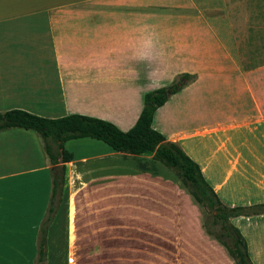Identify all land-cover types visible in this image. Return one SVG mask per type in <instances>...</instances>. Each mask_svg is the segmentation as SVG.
I'll list each match as a JSON object with an SVG mask.
<instances>
[{"label":"crops","instance_id":"obj_1","mask_svg":"<svg viewBox=\"0 0 264 264\" xmlns=\"http://www.w3.org/2000/svg\"><path fill=\"white\" fill-rule=\"evenodd\" d=\"M54 2L59 6L53 7V0H0V113L21 109L47 118L81 114L128 131L143 109L132 108L133 94L145 84L144 65L133 56L154 40L165 53L166 86L184 74L194 78L157 110L153 127L200 165L216 193L223 187L222 177L236 172V186L247 181L244 187L254 186L264 195V63L244 57V36L229 13L213 19L211 11L197 13L194 0ZM155 3L169 8L149 12V4ZM152 90L145 88V93ZM207 99L221 104L211 107L204 104ZM28 132L0 131V253L14 250L35 264L56 166L43 140L37 162L34 147L20 140L32 138ZM102 149L75 156L68 167L84 168L90 162L94 187L114 190L115 158L134 155ZM139 158L145 162H139L142 169L158 162L152 156ZM148 172L145 180L151 179L168 197L165 202L188 221L186 200L196 208L191 196L175 187L169 172L163 178ZM69 173L77 196L86 185V172L69 168ZM60 210L62 206L53 222ZM4 228L17 236V243L30 236L22 229L31 228V237L22 247H5Z\"/></svg>","mask_w":264,"mask_h":264},{"label":"rangeland","instance_id":"obj_2","mask_svg":"<svg viewBox=\"0 0 264 264\" xmlns=\"http://www.w3.org/2000/svg\"><path fill=\"white\" fill-rule=\"evenodd\" d=\"M194 2L197 13L211 11L215 13L213 19L221 17L220 14L229 13L238 25L239 31H236L244 36V57L253 64L264 63V0ZM57 6L59 4H55L53 0V7ZM168 8L167 4L159 7V3H155L149 4L148 11L159 12ZM193 78L187 80L179 76L174 82L185 85ZM144 94L145 88L140 93L133 94L132 108L142 109ZM207 103L211 107L221 104L219 99H207L204 104ZM27 131H30L28 133L32 138L20 140L30 142L36 152L37 162L40 163L41 148L38 143L44 139L36 131ZM52 145L55 152H58L56 143L52 141ZM102 147L109 149L107 144L90 138L66 143V148L76 157L91 156L102 151ZM4 149V152L8 151L7 147ZM118 158L114 161V190H97L94 187L91 182L90 162L84 164V168L69 164L70 169L86 172L83 176L86 185L76 196V193H72L75 180H71L70 173L68 174L67 191L62 199L61 195L55 198L53 207L56 212L49 214L50 218H54L62 206L59 211L61 213L56 216L55 223L53 222L54 226L50 225L45 257L42 261L36 259L35 264H235L226 248L205 232L203 224L209 222L212 213L203 211L197 205L194 208L186 200L185 214L190 215V219L185 221L181 214L165 202L168 197L151 183V179L145 180V173L148 172L146 170L159 178L169 172L175 187H179L183 195L189 194L172 169L160 162H155L151 169H142L140 163L145 162L137 156L126 155ZM119 166L126 168L130 174L122 172ZM238 176L239 173L235 172L232 177L226 178L224 175L220 180L223 187L217 194L222 202L229 207H252L264 203V195L260 194L262 190L254 186L244 187L248 184L247 181H244V185L239 182L236 186ZM256 210L261 208L252 207L246 212L252 213ZM232 222L246 237L255 264H264V213L239 217L232 219ZM5 230L6 228L2 233L5 247L11 244V247L18 248L24 245L25 240H29L32 232L31 228L22 229L24 232L28 231L27 235L30 236H23L25 240L17 243V236L9 235ZM13 251L4 249L0 253V264L33 263L24 254Z\"/></svg>","mask_w":264,"mask_h":264},{"label":"trees","instance_id":"obj_3","mask_svg":"<svg viewBox=\"0 0 264 264\" xmlns=\"http://www.w3.org/2000/svg\"><path fill=\"white\" fill-rule=\"evenodd\" d=\"M182 79L192 78L188 74ZM183 85L172 83L168 86L148 91L143 96V109L135 125L128 131L121 130L115 123L97 117L70 114L60 118H47L31 114L21 109L0 113V131L20 128L36 131L45 141V150L56 166L53 170L52 196L48 215L41 224L38 242V259L42 261L46 254L48 234L54 218L49 214L55 198L66 193L68 185V163L76 160L74 153L66 148L71 140L90 138L101 141L113 152L134 156H152L154 161L172 169L180 182L186 187L195 205L203 211L212 213L204 229L208 236L222 244L235 264H255L250 253L249 243L232 219L250 217L264 213V203L252 207L261 208L246 212L252 207H229L222 202L210 183L205 179L200 165L194 161L181 146L167 138L153 127L157 110L168 99L179 92ZM52 141L56 143L55 152Z\"/></svg>","mask_w":264,"mask_h":264},{"label":"clouds","instance_id":"obj_4","mask_svg":"<svg viewBox=\"0 0 264 264\" xmlns=\"http://www.w3.org/2000/svg\"><path fill=\"white\" fill-rule=\"evenodd\" d=\"M133 59L144 65L145 84L142 85L143 88L156 89L164 86L167 70L162 46H159L154 40H149L145 45V50L139 54H134Z\"/></svg>","mask_w":264,"mask_h":264}]
</instances>
